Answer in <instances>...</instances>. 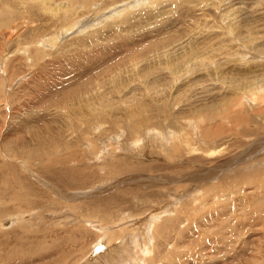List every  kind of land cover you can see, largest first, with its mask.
<instances>
[{
	"label": "rangeland",
	"instance_id": "1",
	"mask_svg": "<svg viewBox=\"0 0 264 264\" xmlns=\"http://www.w3.org/2000/svg\"><path fill=\"white\" fill-rule=\"evenodd\" d=\"M68 1L0 0V264H264V0Z\"/></svg>",
	"mask_w": 264,
	"mask_h": 264
},
{
	"label": "bare ground",
	"instance_id": "2",
	"mask_svg": "<svg viewBox=\"0 0 264 264\" xmlns=\"http://www.w3.org/2000/svg\"><path fill=\"white\" fill-rule=\"evenodd\" d=\"M14 1V0H13ZM67 2H69L68 0H66ZM82 0H77V2H75L74 4L76 5L75 7L76 8H80L79 7V4H80V2H81ZM115 1V0H114ZM129 1H131V0H129ZM10 2V1H9ZM145 2L148 4V2H149V0H145ZM145 2H143V3H145ZM153 2V1H152ZM151 2V3H152ZM143 3H135V4H123L122 5V7H121V9L120 10H117L116 12H115V15H111L110 13H108V14H102L101 16H106V15H108L107 16V18L108 17H115V16H119L120 14H123L122 12L123 11H126V12H128L132 7H134V6H138V5H141V4H143ZM70 4V3H69ZM78 4V5H77ZM153 4V3H152ZM50 5V4H49ZM115 5H117V4H115ZM127 5V6H126ZM51 6V5H50ZM140 7V6H139ZM76 8H74L75 10H72L73 11V13H75V11H76ZM82 8H83V6H82ZM87 8H88V6H87ZM82 10V9H81ZM103 10V9H102ZM128 10V11H127ZM70 11V10H69ZM79 11V10H78ZM82 11H84V10H82ZM65 13V12H64ZM81 13V12H80ZM98 13V12H97ZM78 14H79V12H78ZM55 15V14H54ZM75 15V14H74ZM76 16V15H75ZM103 18V17H102ZM74 24H77V23H74ZM70 26H73L72 24L71 25H69V26H66V29H65V31H69L72 27H70ZM111 28V27H110ZM50 39V38H49ZM52 39V38H51ZM55 40H56V38H54ZM43 39L42 38H39L38 39V41L35 43L37 46L38 45H42L43 46ZM47 41V40H46ZM53 42L55 43V41L53 40ZM56 42H57V40H56ZM47 43V42H46ZM155 43V42H154ZM155 44H157V43H155ZM45 45V44H44ZM44 48V47H43ZM89 85V84H88ZM91 87V86H90ZM201 121V120H200ZM200 121H197L198 123L200 122ZM140 140H142V139H140ZM135 144H133V146H134ZM180 167V166H179ZM3 192V190H1V193ZM3 196V195H2ZM12 198V197H11ZM14 199H17V200H22V199H24V197H23V195H21L20 193L18 194L17 193V196H14ZM3 202V201H2ZM0 204H1V202H0ZM28 206V205H27ZM31 207V206H30ZM155 216V215H154ZM154 218V217H153ZM4 219V218H3ZM155 219V218H154ZM154 219L152 220V221H154ZM3 221V220H2ZM0 224H1V222H0ZM146 243V242H145ZM146 248V247H145ZM143 251H144V249H143ZM146 252V251H145Z\"/></svg>",
	"mask_w": 264,
	"mask_h": 264
},
{
	"label": "water",
	"instance_id": "3",
	"mask_svg": "<svg viewBox=\"0 0 264 264\" xmlns=\"http://www.w3.org/2000/svg\"><path fill=\"white\" fill-rule=\"evenodd\" d=\"M101 248H102V246H100V245H95L94 246V250L101 249Z\"/></svg>",
	"mask_w": 264,
	"mask_h": 264
}]
</instances>
